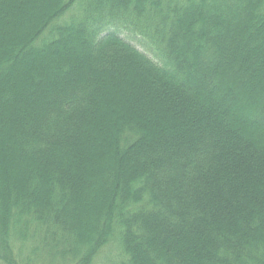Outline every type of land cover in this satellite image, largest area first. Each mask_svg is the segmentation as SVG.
I'll use <instances>...</instances> for the list:
<instances>
[{
    "label": "trees",
    "instance_id": "trees-1",
    "mask_svg": "<svg viewBox=\"0 0 264 264\" xmlns=\"http://www.w3.org/2000/svg\"><path fill=\"white\" fill-rule=\"evenodd\" d=\"M0 264H264V0H0Z\"/></svg>",
    "mask_w": 264,
    "mask_h": 264
},
{
    "label": "rangeland",
    "instance_id": "rangeland-1",
    "mask_svg": "<svg viewBox=\"0 0 264 264\" xmlns=\"http://www.w3.org/2000/svg\"><path fill=\"white\" fill-rule=\"evenodd\" d=\"M78 12H79V8L74 12V13H72L71 14V16H73V15H75V14H78ZM124 38H125V35H124ZM130 41V40H129ZM130 43H133L139 50H141V51H143V52H146V50H144L143 49V47L137 42V41H135V40H131L130 41ZM106 258V257H105ZM104 258V259H105ZM104 261V260H103Z\"/></svg>",
    "mask_w": 264,
    "mask_h": 264
}]
</instances>
